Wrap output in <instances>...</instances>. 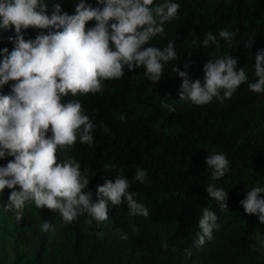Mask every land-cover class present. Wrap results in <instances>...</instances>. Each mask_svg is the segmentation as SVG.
<instances>
[{"label": "trees", "instance_id": "1", "mask_svg": "<svg viewBox=\"0 0 264 264\" xmlns=\"http://www.w3.org/2000/svg\"><path fill=\"white\" fill-rule=\"evenodd\" d=\"M41 2L50 17L56 5L61 14H74L79 0ZM171 2L180 4L178 18L165 23V35L153 37L150 45L164 49L173 42L177 58L165 63L157 83L148 79L143 67L129 70L125 66L121 78L102 82V92L62 97L63 102L80 101L95 127L91 145L77 140L71 148L59 149L58 162L74 158L93 180L106 175L114 181L115 175H122L149 215L130 217L122 203L114 210L109 206L104 222L88 224L92 218L85 213L65 224L58 212L37 208L32 201L17 221L14 211L3 210L12 191L5 188L0 193V264H264V246L259 243L264 241V223L258 215L245 213L240 203L253 187H264V93L248 87L256 80L255 56L264 50V0ZM85 3L100 6L97 0ZM94 24L95 20L89 21L86 28ZM223 29L236 34L231 45L219 37ZM41 32L47 29L29 27L22 35L29 40ZM209 32L219 46L202 45ZM16 35L14 27L0 29V61L2 49H14ZM248 40L251 48L245 46ZM228 55L237 59V69L243 67L248 76L231 99L221 103L214 98L206 105L179 99L182 78L173 71L175 66L183 71L187 64L189 79L203 82L204 64ZM14 83L10 80L0 86V94H11ZM216 153L227 156L229 171L212 180L205 161ZM11 159L0 158V166ZM105 164L114 170H106ZM137 168L146 170L147 182L134 178ZM209 184L228 193V208H220L209 197ZM204 208L217 214L220 227L213 230L211 241L198 247ZM44 221L53 230L43 232Z\"/></svg>", "mask_w": 264, "mask_h": 264}, {"label": "clouds", "instance_id": "2", "mask_svg": "<svg viewBox=\"0 0 264 264\" xmlns=\"http://www.w3.org/2000/svg\"><path fill=\"white\" fill-rule=\"evenodd\" d=\"M97 3L100 6L92 7L79 0L74 14H61L56 5L49 17L41 0H0V28L14 27L17 34L14 49H2L0 61V86L16 81L11 94H0V158L13 157L6 166H0V193L5 188L12 190L3 210L14 211L17 221L22 220L26 203L32 201L37 208L58 212L65 224L85 213L92 218L88 224L93 220L104 222L110 207L114 210L122 203H126L130 217L149 215L148 208L134 198L136 193L129 191V180L122 175H115L114 181L106 175L93 180L88 178L87 170L81 171L74 158L58 162L59 149L71 148L77 140L91 145L95 127L80 101L63 102L62 97L69 93L77 96L102 92V82L121 78L125 66L129 70L143 67L148 79L157 83L164 74L165 63L176 59L177 53L173 42L161 49L150 45V41L165 35L164 25L178 18L180 4L171 0L159 4L154 0ZM92 20L94 26L86 28ZM29 27L47 32L25 40L22 30ZM235 35L227 29L219 32L229 45ZM210 43L219 46L211 32L202 45L207 47ZM245 46L251 48L252 41H246ZM237 63L230 55L208 60L203 66V82L189 79L187 64L183 71L175 66L173 71L182 78L179 99L194 105L209 104L214 98L221 103L231 99L238 87L248 81L245 69H237ZM254 74L256 80L249 83V90L264 93V50L255 56ZM162 107L175 110L167 103H162ZM205 164L212 170V180L221 179L229 171V160L223 153L208 155ZM104 168L114 170L109 164ZM134 178L147 182L146 170L137 168ZM206 191L220 208H228V193L223 188L209 184ZM261 193L264 187H253L240 203L245 213L258 215L259 222L264 223ZM91 196L97 201L93 202ZM217 221V214L204 208L198 224V247L213 239V230L220 227ZM41 230L48 232L53 226L44 221ZM122 239H127V235ZM259 243L264 246V241ZM163 247H167L166 242Z\"/></svg>", "mask_w": 264, "mask_h": 264}, {"label": "rangeland", "instance_id": "3", "mask_svg": "<svg viewBox=\"0 0 264 264\" xmlns=\"http://www.w3.org/2000/svg\"><path fill=\"white\" fill-rule=\"evenodd\" d=\"M0 29H2V28H0Z\"/></svg>", "mask_w": 264, "mask_h": 264}]
</instances>
